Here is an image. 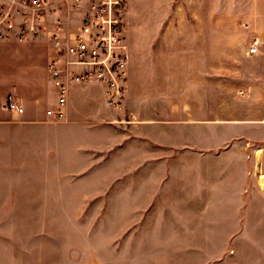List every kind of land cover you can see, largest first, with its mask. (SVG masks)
Instances as JSON below:
<instances>
[{"label":"rangeland","instance_id":"obj_1","mask_svg":"<svg viewBox=\"0 0 264 264\" xmlns=\"http://www.w3.org/2000/svg\"><path fill=\"white\" fill-rule=\"evenodd\" d=\"M127 30L120 109L0 128V264H264V0H129ZM50 48L0 41V118H44Z\"/></svg>","mask_w":264,"mask_h":264},{"label":"built area","instance_id":"obj_2","mask_svg":"<svg viewBox=\"0 0 264 264\" xmlns=\"http://www.w3.org/2000/svg\"><path fill=\"white\" fill-rule=\"evenodd\" d=\"M129 0H0V41L46 36L51 43L47 70L55 102L50 121H67L73 89L98 85L105 103L120 109L128 89L131 44ZM258 51L257 43L249 52ZM5 109L24 113L10 99Z\"/></svg>","mask_w":264,"mask_h":264},{"label":"crops","instance_id":"obj_3","mask_svg":"<svg viewBox=\"0 0 264 264\" xmlns=\"http://www.w3.org/2000/svg\"><path fill=\"white\" fill-rule=\"evenodd\" d=\"M131 53H132V56H131V61H130V65H129L128 84H129L130 79H131V68H132V63H133V50H132V45H131ZM50 81H51V79H50ZM51 83H52V81H51ZM93 85H95V84H91V85H88V86H82V85H80V86H77V87H75L73 89V93H72V96H71V103H70V117L75 115L74 114V106L76 104H78L77 103V100L75 99V94L77 93V91H79V90H85V89H91V87ZM54 96H55V89H54ZM100 96H101V99H102L103 103L106 104L105 103L104 96H103V92H102V89L101 88H100ZM4 105H3V108L5 109ZM5 110H7V109H5ZM12 112L15 114L14 116H16L17 118H15V117H9V116L8 117L6 116V117H1L0 118V128L2 129V131H7V130H10V129H14V128L15 129H18V130H20L22 128H26V127H28V128H35V127H38V126L40 127L41 126V125H39L40 123L51 122L49 120V118L47 117V115H46V110H45V113H44V118L43 119H40V120H35L33 118L32 119H30V118L29 119L18 118V117H22V115L24 113H18L16 111H12ZM155 122L156 121L153 120V119L152 120H147V126L149 128V129L148 128L147 129H148L149 132L150 131L151 132L153 131V126H155ZM213 123H214L213 120H211V122L209 123V126H210L209 143L212 142V138L213 137H214V140H216V138H217L216 122L214 123V128H213ZM162 126L165 127L166 126V123H162ZM212 132H213V134H212ZM148 136L150 137L151 135L148 134ZM157 137L158 136H155V137L154 136H151L150 138H152L153 140H159ZM169 141H173L172 140V136H170ZM164 143H167V142H164ZM2 145H4V142L2 143ZM243 152H244V155L247 154V151L245 149H243ZM198 153L201 154L202 152L199 151ZM205 153H207V152H205ZM245 158H246V155H245L244 159Z\"/></svg>","mask_w":264,"mask_h":264},{"label":"bare ground","instance_id":"obj_4","mask_svg":"<svg viewBox=\"0 0 264 264\" xmlns=\"http://www.w3.org/2000/svg\"><path fill=\"white\" fill-rule=\"evenodd\" d=\"M260 181H261V183H262V185L264 187V173L260 174Z\"/></svg>","mask_w":264,"mask_h":264}]
</instances>
